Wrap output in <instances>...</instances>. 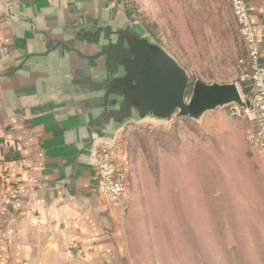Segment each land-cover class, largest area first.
Returning a JSON list of instances; mask_svg holds the SVG:
<instances>
[{"label":"rangeland","instance_id":"374dc122","mask_svg":"<svg viewBox=\"0 0 264 264\" xmlns=\"http://www.w3.org/2000/svg\"><path fill=\"white\" fill-rule=\"evenodd\" d=\"M124 1L191 83H235L247 101L237 80L245 51L227 0ZM251 129L229 106L197 120L118 127L107 145L128 182L119 235L128 264H264V159Z\"/></svg>","mask_w":264,"mask_h":264},{"label":"crops","instance_id":"0c3cea01","mask_svg":"<svg viewBox=\"0 0 264 264\" xmlns=\"http://www.w3.org/2000/svg\"><path fill=\"white\" fill-rule=\"evenodd\" d=\"M245 1L263 39L264 0ZM107 25L138 29L124 0H0V264H128L123 209L99 196L92 167L120 126L89 131L58 89L63 68L36 57L44 35Z\"/></svg>","mask_w":264,"mask_h":264},{"label":"water","instance_id":"95a60500","mask_svg":"<svg viewBox=\"0 0 264 264\" xmlns=\"http://www.w3.org/2000/svg\"><path fill=\"white\" fill-rule=\"evenodd\" d=\"M40 42L36 57L53 56L63 68L58 89L75 99L89 131L146 117L197 120L232 104L249 107L235 83H191L171 56L131 25L65 30Z\"/></svg>","mask_w":264,"mask_h":264},{"label":"built area","instance_id":"2783aa9c","mask_svg":"<svg viewBox=\"0 0 264 264\" xmlns=\"http://www.w3.org/2000/svg\"><path fill=\"white\" fill-rule=\"evenodd\" d=\"M227 2L246 52V61L237 80L249 89L248 108L240 109L234 104L229 107L233 116L247 117L251 122L248 141L257 155L264 159V38L256 37L245 0ZM92 167L99 196L110 206L123 209L128 182L112 145L103 144L95 149Z\"/></svg>","mask_w":264,"mask_h":264},{"label":"trees","instance_id":"16d2710c","mask_svg":"<svg viewBox=\"0 0 264 264\" xmlns=\"http://www.w3.org/2000/svg\"><path fill=\"white\" fill-rule=\"evenodd\" d=\"M240 89L242 94H248L249 89L245 85L241 84Z\"/></svg>","mask_w":264,"mask_h":264}]
</instances>
